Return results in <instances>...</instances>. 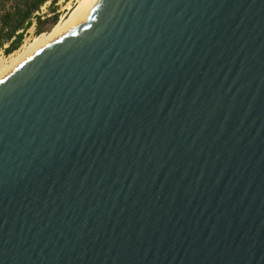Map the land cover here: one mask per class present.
<instances>
[{"label":"water","instance_id":"water-1","mask_svg":"<svg viewBox=\"0 0 264 264\" xmlns=\"http://www.w3.org/2000/svg\"><path fill=\"white\" fill-rule=\"evenodd\" d=\"M0 264H264V0H96L3 73Z\"/></svg>","mask_w":264,"mask_h":264},{"label":"trees","instance_id":"trees-1","mask_svg":"<svg viewBox=\"0 0 264 264\" xmlns=\"http://www.w3.org/2000/svg\"><path fill=\"white\" fill-rule=\"evenodd\" d=\"M46 1L48 0H0V48H4L8 53L18 49L23 40L24 30L32 25L34 17L37 35L53 29L58 23L56 12L58 0H50L53 14L45 17L38 13L34 14Z\"/></svg>","mask_w":264,"mask_h":264},{"label":"rangeland","instance_id":"rangeland-1","mask_svg":"<svg viewBox=\"0 0 264 264\" xmlns=\"http://www.w3.org/2000/svg\"><path fill=\"white\" fill-rule=\"evenodd\" d=\"M50 3H51L50 0L46 1L39 10L40 11L39 14H41L42 17L53 14L52 9L50 8ZM76 7H77V0H58L56 2V12H58V23L64 22L70 19V17L75 16ZM51 31L37 35L36 19H35V22H33L32 25H30L24 30L23 40L20 46L18 47V49L16 48L15 51L13 50L11 51V53L10 52L8 53L7 51H5L4 48H0V65L1 64L2 66L8 65L12 58H16L20 53L26 51L38 37H40L41 35H47Z\"/></svg>","mask_w":264,"mask_h":264},{"label":"bare ground","instance_id":"bare-ground-1","mask_svg":"<svg viewBox=\"0 0 264 264\" xmlns=\"http://www.w3.org/2000/svg\"><path fill=\"white\" fill-rule=\"evenodd\" d=\"M96 0H77V7L75 11V16L70 17V19L60 22L56 24L52 31L48 33L47 35H41L38 37L31 46L24 51L23 53H20L18 57L12 58L10 63L6 66L0 65V76L8 71L10 68H12L16 63H18L20 60L25 58L27 55L35 51L37 48L41 47L44 45L46 42L50 41L51 39L55 38L56 36L62 34L63 32L71 29L75 25L85 21L87 18L92 6ZM74 14V12H73Z\"/></svg>","mask_w":264,"mask_h":264},{"label":"built area","instance_id":"built-area-1","mask_svg":"<svg viewBox=\"0 0 264 264\" xmlns=\"http://www.w3.org/2000/svg\"><path fill=\"white\" fill-rule=\"evenodd\" d=\"M41 7H42V6H41ZM36 13H38V14H39V13H40V11H39V10H36L34 14H36ZM33 20H34V22H35V17H34V19H33Z\"/></svg>","mask_w":264,"mask_h":264}]
</instances>
